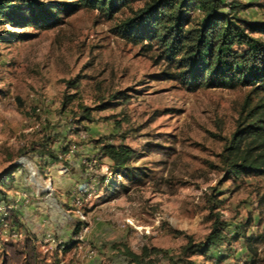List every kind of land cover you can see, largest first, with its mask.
Masks as SVG:
<instances>
[{
	"label": "rangeland",
	"instance_id": "obj_1",
	"mask_svg": "<svg viewBox=\"0 0 264 264\" xmlns=\"http://www.w3.org/2000/svg\"><path fill=\"white\" fill-rule=\"evenodd\" d=\"M149 1L46 31L0 25V175L17 170L0 217L23 226L0 227V264H135L126 250L145 248L144 264H264V176L230 179L221 158L250 89L191 93L162 77L174 69L116 32ZM224 1L264 24V0ZM99 142L132 147L139 179L111 173ZM216 214L224 242L186 257Z\"/></svg>",
	"mask_w": 264,
	"mask_h": 264
},
{
	"label": "trees",
	"instance_id": "obj_2",
	"mask_svg": "<svg viewBox=\"0 0 264 264\" xmlns=\"http://www.w3.org/2000/svg\"><path fill=\"white\" fill-rule=\"evenodd\" d=\"M135 1L0 0V25L46 31L61 26L64 17L81 10L98 11L111 20ZM249 7L242 3L228 5L224 0H150L116 27L117 35L140 46L143 55L152 53L156 62H167L174 71L163 72L161 76L179 82L191 93L202 89H250L236 129L221 155L230 179L264 176V41L256 37L264 35V24L251 23L239 16ZM196 9L203 13V18L192 26L189 13ZM0 40L6 39L0 36ZM99 144L102 156L112 163L111 173L139 179L138 172L131 167L137 158L132 147ZM16 171L11 176L0 175L3 199L6 197L2 187L8 186ZM4 225L23 227L13 211H9L8 217H0V227ZM226 228L220 214H216L205 242L197 245L190 239L183 247L184 255L208 254L224 242ZM126 252L135 264H144L152 253L147 248L141 255L128 249ZM183 264L194 263L185 260Z\"/></svg>",
	"mask_w": 264,
	"mask_h": 264
},
{
	"label": "built area",
	"instance_id": "obj_3",
	"mask_svg": "<svg viewBox=\"0 0 264 264\" xmlns=\"http://www.w3.org/2000/svg\"><path fill=\"white\" fill-rule=\"evenodd\" d=\"M63 172H65V171H63Z\"/></svg>",
	"mask_w": 264,
	"mask_h": 264
}]
</instances>
